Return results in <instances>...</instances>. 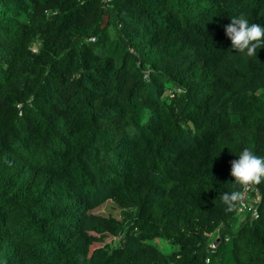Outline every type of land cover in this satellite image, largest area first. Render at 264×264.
Segmentation results:
<instances>
[{
	"label": "trees",
	"instance_id": "obj_1",
	"mask_svg": "<svg viewBox=\"0 0 264 264\" xmlns=\"http://www.w3.org/2000/svg\"><path fill=\"white\" fill-rule=\"evenodd\" d=\"M241 13L264 26V0H0V264H264V183L220 200L264 157Z\"/></svg>",
	"mask_w": 264,
	"mask_h": 264
},
{
	"label": "clouds",
	"instance_id": "obj_2",
	"mask_svg": "<svg viewBox=\"0 0 264 264\" xmlns=\"http://www.w3.org/2000/svg\"><path fill=\"white\" fill-rule=\"evenodd\" d=\"M224 31L231 41V48L238 53H246L248 57L256 58L257 49L264 47V26L250 24L243 13L232 17L230 23L225 25ZM230 163L234 186H239L240 190L221 194L220 200L226 206V212L236 210L244 199V192L264 183V157L257 156L252 150L245 148L239 153L238 159Z\"/></svg>",
	"mask_w": 264,
	"mask_h": 264
},
{
	"label": "rangeland",
	"instance_id": "obj_3",
	"mask_svg": "<svg viewBox=\"0 0 264 264\" xmlns=\"http://www.w3.org/2000/svg\"><path fill=\"white\" fill-rule=\"evenodd\" d=\"M93 213H96V214L103 216V217H114L116 219L122 218L120 209L112 201H107L106 203H104L100 207L96 208L93 211ZM107 241H109V240H107ZM154 244L158 245V248L162 253H167V252H170L172 250V247L165 240H162V239L157 240Z\"/></svg>",
	"mask_w": 264,
	"mask_h": 264
},
{
	"label": "built area",
	"instance_id": "obj_4",
	"mask_svg": "<svg viewBox=\"0 0 264 264\" xmlns=\"http://www.w3.org/2000/svg\"><path fill=\"white\" fill-rule=\"evenodd\" d=\"M251 190L244 192V199L237 206L238 207L237 208V213H238L239 216H242L246 211H251L252 210L253 203L251 201V198L249 197V192Z\"/></svg>",
	"mask_w": 264,
	"mask_h": 264
}]
</instances>
